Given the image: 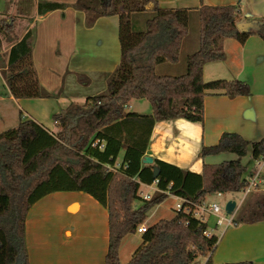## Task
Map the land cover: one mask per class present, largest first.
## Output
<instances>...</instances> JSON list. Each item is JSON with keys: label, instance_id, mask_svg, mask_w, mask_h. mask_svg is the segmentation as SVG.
<instances>
[{"label": "trees", "instance_id": "1", "mask_svg": "<svg viewBox=\"0 0 264 264\" xmlns=\"http://www.w3.org/2000/svg\"><path fill=\"white\" fill-rule=\"evenodd\" d=\"M28 1V3H26ZM25 0L18 13L30 8ZM74 7L87 14V25L101 16H119L121 58L108 78L107 90L89 97L86 103H72L55 114L60 131H49L33 119L0 134V264H30L26 244V219L31 206L54 192H88L109 210L110 246L104 264H194L200 253H211L219 239L207 236L209 222L192 211H176L143 232L142 245L127 263L119 259L121 240L137 233L149 212L169 195L157 193L150 200L140 195L141 183L170 190L172 195L192 203L206 202L213 193L242 192L248 166L238 159L205 164L202 173L189 171L161 159L144 164L143 159L158 121L184 118L203 122L208 89H222L230 96L249 95L247 82L204 81L207 62L225 60L224 42L235 38L245 42L252 35L264 39V17L248 20L254 26L241 31L247 21L238 5H204L196 10L199 47L189 53L186 71L168 75L157 71L161 63H179L184 40L189 34L192 9L164 8L158 0H78L76 3L43 1L38 14ZM31 9V8H30ZM151 14L146 27L134 23L137 15ZM14 19L0 22L1 33H10ZM35 31L30 29L8 53L5 78L16 98L51 96L42 86L33 62ZM148 99L152 114L129 112L136 99ZM125 151L118 170L121 150ZM264 156V138L249 141L234 132L203 148V156L233 152L239 158ZM143 201L137 207L135 203ZM241 206L235 224L264 220V191L247 208ZM205 264H217L213 259ZM226 264H254L252 260Z\"/></svg>", "mask_w": 264, "mask_h": 264}, {"label": "crops", "instance_id": "2", "mask_svg": "<svg viewBox=\"0 0 264 264\" xmlns=\"http://www.w3.org/2000/svg\"><path fill=\"white\" fill-rule=\"evenodd\" d=\"M43 1L73 4L78 0H34L33 5H30L31 9L25 7L21 14L18 13L19 0L15 4H10L9 12L12 14V8L15 7L17 13L13 12L15 17L10 33L3 31L1 33L0 84L5 85L7 92L0 91V134L28 119H33L49 131L57 133L60 127L54 115L64 111L72 103H86L89 97L105 92L108 78L121 61L118 15L98 17L92 26H89L86 12L74 7L61 8L40 16L37 3ZM158 2L164 8L192 9L194 11L192 22L195 24L197 23L195 11L206 4L238 5L247 21L264 17V0H158ZM2 13L3 10L0 9V22L4 20ZM145 23L146 21H143L142 25L140 21L139 28H145ZM30 29L35 31L33 62L38 78L44 89L52 95L16 98L11 93L4 72L8 70L10 49ZM199 29L198 24V29L195 28L198 35L190 37L188 34L184 40L180 62L159 64L157 66L159 73L168 75L185 73L184 58L198 49ZM186 50L188 52L184 56ZM224 51L225 60L210 61L205 65L204 81L207 84L226 80L245 81L250 86L251 94L233 97L222 89H208L204 121L201 123L176 118L156 122L145 156L152 157L154 161L158 158L197 173L203 172L205 164H219L239 159L244 166H248L250 170L248 176L255 172L256 159L252 157L251 149L243 158H239L233 152L209 156L202 154L204 147L217 144L227 132L238 133L249 141L264 138V39L252 35L242 43L235 38H226ZM85 73L87 75H84ZM146 101L150 103L145 98L133 100L127 111L152 114V105L151 103L148 105ZM121 151L118 164L125 156L124 149ZM153 183H141L140 190H144V187L156 188ZM247 196L244 195L240 203L235 200L238 207L234 216L245 203L244 199ZM160 205L161 203L149 212L144 225L149 227L148 221L157 215ZM50 208H55L60 216L72 212L84 213L85 217L84 220H77L71 216L68 219L66 216L67 220L56 224L57 229L46 236L50 229H43L38 221L40 214ZM211 219L215 220V216L209 217V220ZM25 226L30 264H104L106 261L110 246L109 210L88 192L59 191L48 194L31 206ZM221 230L222 228L219 232ZM142 235V232L137 231L124 236L119 254L123 246L125 251L123 256L131 260L143 243ZM219 239L214 251L209 252V258L215 263L252 260L254 264H264V220L234 223Z\"/></svg>", "mask_w": 264, "mask_h": 264}, {"label": "rangeland", "instance_id": "3", "mask_svg": "<svg viewBox=\"0 0 264 264\" xmlns=\"http://www.w3.org/2000/svg\"><path fill=\"white\" fill-rule=\"evenodd\" d=\"M17 0H0V9L3 10L2 15H4V20H8L11 21L13 20V18L15 17L14 13H17V9L14 7L12 8L13 12L11 14V12H9V6L11 3H16ZM19 8H21L20 6L22 4H25V0H19ZM28 3V1L26 2ZM151 14L149 13H144L141 15H137V17L134 18V23L137 25V27H139V22L141 21V24L143 23V21L145 22L146 19L150 18ZM190 31H189V36L190 37H195L196 35H198V32H195V28L198 29V22L195 24V22H190ZM143 25V24H142ZM186 52H188V50H186L184 52V56L186 55ZM121 58V55H120ZM185 64H186V59L184 58ZM84 75H87L86 73ZM0 91H3L4 93L7 92V88L5 87L4 84H0ZM148 105H150V103L148 101H146ZM145 191H149L151 193V195L154 197L156 196L157 191L150 189V188H143ZM141 191V190H140ZM262 192H254L251 193L247 196L246 199H244L245 203L243 204L245 208H247L249 206L250 203L254 202L255 199L261 194ZM244 197V193L243 192H229V194H218V193H213L210 196H208V203L211 202H216L218 203L222 210H223V214L224 216L229 217L230 214H227L225 211L226 205L228 204L229 200H236L237 202L240 203V201L243 199ZM178 200L175 198V196H168L164 201L161 202V205L159 206V210L157 212V215H155L154 217H151L148 221L149 226L154 225L155 223H157V221L160 218H171L174 216V213L176 212V208H177V203ZM140 203H143V201H138L136 203V205H139ZM152 212V211H151ZM67 218H69V216H71L72 219L76 218L77 220H84V213H80V214H75V213H67L66 214ZM66 216L62 215L60 216L59 213L57 212V210H55V208H50L48 209V211H45L44 213L42 212L39 216V221L38 224L42 226L43 229L47 228L50 229L49 232H47L45 235L49 236V234H51L53 232V230L57 229V225L59 223H63L64 221L67 220V218H65ZM207 221L210 224V227L214 228V231L216 232V234H219V230L220 227H217L215 225V223L212 225L211 222L213 223L215 220L211 219L209 220V217H206ZM146 222V221H145ZM144 222V224H145ZM127 243V242H126ZM125 245V243H124ZM122 254V256H121ZM121 254H119V259L122 262H128L130 259H128V257L123 256V254H125L124 251V247L122 246L121 249ZM210 254L209 253H200L197 255V259L194 262V264H205L206 261L209 259Z\"/></svg>", "mask_w": 264, "mask_h": 264}, {"label": "built area", "instance_id": "4", "mask_svg": "<svg viewBox=\"0 0 264 264\" xmlns=\"http://www.w3.org/2000/svg\"><path fill=\"white\" fill-rule=\"evenodd\" d=\"M120 164V163H119ZM119 164L117 163L116 166H109V169L113 170V171H117ZM255 172L249 176H247V180H246V187L243 190V193L245 196L255 192V191H263L264 190V156H262L259 159H256L255 161ZM158 179H156V181L152 184L155 185L156 188H153L155 191H160L161 193H165L168 194L169 196H175V198L178 200L177 204V208L176 211H181V210H185V211H191L190 207L192 208L194 206V208L192 209L191 212H193V214L208 222L206 217H211V216H215V225L217 227L222 228V230L219 232V234H216L214 231L213 227H209V229L205 232L207 236H212V234H216L218 236V239L220 238V236L229 228L230 225H233L235 223L234 221V213L230 214L229 217L224 216L223 214V210L221 208V206L216 203V202H202V203H192L191 201L187 200L184 197L178 196V195H172L170 190H164L161 189L157 186L158 184ZM151 185V187H153ZM140 195L142 196V198L144 200H150L153 198V196L151 195V193L149 191H145V190H141L139 191ZM221 194V193H219ZM226 211V210H225ZM227 213V212H226ZM147 226L142 224L139 226L138 228V232H145L147 231ZM220 240V239H219Z\"/></svg>", "mask_w": 264, "mask_h": 264}, {"label": "water", "instance_id": "5", "mask_svg": "<svg viewBox=\"0 0 264 264\" xmlns=\"http://www.w3.org/2000/svg\"><path fill=\"white\" fill-rule=\"evenodd\" d=\"M253 26H254V24L251 21H244L239 25V29L241 31L249 30ZM143 162L146 164H153L154 159L150 156H145V158L143 159ZM237 205H238V203L235 200H229V202L225 208L227 214L235 213L237 211V207H238Z\"/></svg>", "mask_w": 264, "mask_h": 264}]
</instances>
